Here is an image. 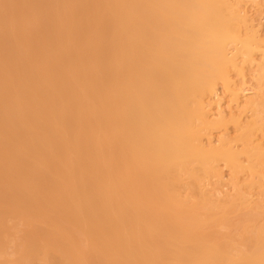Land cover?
Instances as JSON below:
<instances>
[{
	"label": "bare ground",
	"instance_id": "bare-ground-1",
	"mask_svg": "<svg viewBox=\"0 0 264 264\" xmlns=\"http://www.w3.org/2000/svg\"><path fill=\"white\" fill-rule=\"evenodd\" d=\"M244 3L0 0V264H264L263 126L206 114Z\"/></svg>",
	"mask_w": 264,
	"mask_h": 264
},
{
	"label": "rangeland",
	"instance_id": "rangeland-1",
	"mask_svg": "<svg viewBox=\"0 0 264 264\" xmlns=\"http://www.w3.org/2000/svg\"><path fill=\"white\" fill-rule=\"evenodd\" d=\"M241 15L247 19L250 31L256 33V36L261 39V43L252 50L250 58L244 55L240 45L231 44L227 47L228 54L236 58L239 64L236 69L228 71L229 80L232 87L238 92L239 100L237 103L232 102L229 92L226 91L222 83H218L215 92L208 98L210 103L206 114L212 122L223 119L228 123L226 128L214 129L211 132V140L214 141L215 145H219L218 140L226 138L232 139L231 145L234 148L240 146V143L233 141L237 135L232 123L234 121L244 126L252 123L261 124L263 130L254 134V144L264 148V106H257L253 110L245 106L249 100H255L257 103L264 101V0H245V3L242 4ZM244 29L245 26L241 28V32ZM221 165L223 164L221 163ZM221 169L222 183L220 186H213L218 191L216 194L218 197L232 193L231 173L224 165ZM240 177L245 178L243 174H240ZM214 181L212 180V183ZM250 194L253 200H261L258 191L251 190ZM254 211L253 209H243L232 217V223L238 225L241 218L253 214ZM218 231L223 234L226 233L225 229Z\"/></svg>",
	"mask_w": 264,
	"mask_h": 264
}]
</instances>
